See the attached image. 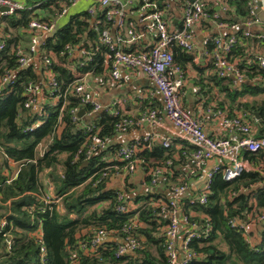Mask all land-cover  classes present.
I'll return each mask as SVG.
<instances>
[{
    "label": "trees",
    "instance_id": "1",
    "mask_svg": "<svg viewBox=\"0 0 264 264\" xmlns=\"http://www.w3.org/2000/svg\"><path fill=\"white\" fill-rule=\"evenodd\" d=\"M224 1L230 10L222 21L231 24L252 17V0ZM136 2L135 7L140 9L143 1ZM157 4L161 13L165 11V0H158ZM62 6V0H34L27 2L25 9L0 18V24H5L4 35H0V44H5L0 48V78L7 70L15 71L14 82L0 93V144L8 157L22 164L19 176L8 184L4 173L9 167L8 160H0V264H43L39 244L31 235L38 229L42 230L46 248L44 264H169L164 245L169 220L158 204L168 203L170 195L154 191L136 193L129 176L125 179L128 184L124 190L110 186L111 178L117 171L125 169L128 163L117 154L122 145L109 142L119 133L115 124L120 116L111 114L109 110L89 116L91 105L83 104L81 97L68 91L80 76L58 63H53L51 70L59 82L57 94L60 97L55 99L50 96L41 114L24 106L27 100L26 86L31 82L36 83L40 77L34 64L24 69L18 68L15 49L21 45V41L8 31L26 30L35 16L49 20L61 11ZM109 9L97 6L96 19L101 20V28L113 27L112 23L106 21ZM256 14L258 17L264 16L260 10ZM94 22L95 19L85 11L72 14L47 38V44L63 62L70 61L65 49L68 44L93 53L88 61L72 59L76 61L75 67L80 74L99 75L109 71L104 63L111 52L100 42ZM236 36L238 43L229 58L245 72L247 80L235 86L232 77H220L215 72L210 58L209 63L214 69L210 81L222 95L213 98V105L226 111L229 116L240 113L250 120L259 116V131L255 135L264 136V82L252 80L254 77H264V69L257 64H247L256 44L263 42L264 37L245 36L243 27L238 29ZM213 37L210 35V40L205 42L208 52L214 50ZM124 49L131 51L132 48L124 46ZM173 52L175 62L182 67L186 76L187 65L195 64V52H187L177 46ZM81 60L84 61L83 65H79ZM201 87L204 89L203 83ZM72 109L84 110L83 117L74 121ZM121 113L130 116L123 111ZM38 121H41L40 125L34 127ZM98 140H106L108 147L96 150L90 159L85 160L87 147ZM44 142L45 147L41 151L40 146ZM149 143L140 140L134 156L138 161L137 166L147 174L148 184H151V172L166 166L168 160H172V164L169 172L163 174L161 182L167 184L169 192L175 185L188 183L190 170L184 172L182 168L190 160L193 161L197 146L185 140L181 149H176L173 144L164 147L162 143ZM263 155V150H243L244 157L262 167ZM112 157L113 161L110 160ZM104 172L106 176L102 177ZM43 178L48 179L47 185L43 183ZM262 179L260 173L250 171L226 181L223 169H220L214 173L205 204L192 202L195 193H186L180 199L181 211L197 223L201 233L190 242L195 257L187 264H264V223L253 231L258 235L253 245L243 231L229 224L233 217L256 219L264 211ZM50 189L55 196L62 197L64 212H59L54 204L43 202L42 193ZM121 192L127 205L124 212L118 210V195ZM2 219L7 221L5 226H1ZM130 224L132 228L129 232L140 242V246L133 254L117 256L118 241L126 236L125 229ZM208 227L209 232L205 235L204 230ZM99 229L113 232V240L99 244L93 253H84L80 244H89ZM73 252L76 257H72Z\"/></svg>",
    "mask_w": 264,
    "mask_h": 264
},
{
    "label": "built area",
    "instance_id": "2",
    "mask_svg": "<svg viewBox=\"0 0 264 264\" xmlns=\"http://www.w3.org/2000/svg\"><path fill=\"white\" fill-rule=\"evenodd\" d=\"M63 6L61 11L49 20H43L40 17H33L27 29L30 32L29 46L24 49L18 46L15 49L16 61L19 69L27 68L33 64L42 66L45 78L40 82L29 83L25 88L27 100L24 103L27 109H36L41 114L44 110L46 101H43L42 95L54 96L55 99L60 97L57 94L59 90V82L56 75L51 70L53 63H58L69 69L74 75L80 76V79L74 81L70 87V92L81 97L83 104H89L92 110L89 116L94 115L102 110H109L111 114L120 116L119 122L115 124L118 132H127L134 126H140L145 122L161 124L163 118L172 122L180 129L184 140H190L197 146V150L193 153V167L191 174L195 175L204 169L205 162L216 159L218 162L206 172V181L201 190L197 193L192 202L198 201L205 204L208 200L210 186L214 173L223 169V177L226 181H231L240 176L243 172H258L262 175V184H264V167L253 163L251 160L243 156V150L252 152L264 151V136L256 137L259 131L260 117L254 116L252 120L245 114H237L229 116L228 113L216 105H209L206 112L218 116L220 119V128L223 131L222 136L213 137L209 135L202 120L193 115L184 104L183 87L185 84V72L180 65L175 62L173 49L175 46L181 47L187 52H195V41L193 35L194 26L204 19L210 20L217 27V32L212 38L214 50L207 53L213 60L215 72L220 77L230 76L234 79V85L239 86L243 81L247 80V75L241 70L236 62H232L229 58L231 51L238 43L236 32L240 27L244 28V35L251 36L249 27L255 23L262 22L257 16L258 7L250 3L252 17L241 23H226L222 21L230 10V6L224 0H185L180 8L179 25L172 26V17L166 11L158 10V0H142L141 6L142 21L147 22L149 27L156 33V42L149 48H135L131 51L124 49L125 44L136 42L139 40L138 35H132L126 38L122 34L113 35L112 27L101 28L100 19H96L97 6L109 7L106 15V21L116 25L118 28L125 25L128 10L135 6L136 0H62ZM213 1L216 8L210 6ZM87 3V12L95 19L94 29L100 37V42L106 45L111 54L105 59V66L108 67L110 75L114 81H119L122 77V69H134L144 72L154 83L158 92L163 96L165 101V109L160 110L156 107H149L146 111L141 112L138 116H126L121 113L118 107L119 100H113L108 105H103L97 101L92 90L84 82V78L90 73H77L75 63L61 61L53 48L47 44V38L52 36L61 26L60 20L68 14L69 10L80 3ZM6 6L8 9L1 11L0 18L9 16L15 12L25 9L27 4L24 0H0V8ZM224 30L230 32L224 33ZM205 42L210 40V36L205 37ZM1 42L0 48L4 47ZM69 58H73L78 53L80 58L91 60L93 53L86 48L66 45L65 47ZM84 61H80L79 65H83ZM60 62H62L60 64ZM247 64H257L264 69V53L254 52L253 56L247 60ZM15 78V71L7 70L0 78V93L4 87L12 84ZM264 82V77H254L252 79ZM73 120L81 119L79 109L71 110ZM41 121L36 122L33 126H39ZM144 142L152 143L150 137L142 139ZM139 141H134L126 145H122L117 154L122 160H126V172L133 173L137 169L138 161L134 159L137 153V145ZM164 147H170L169 139L162 142ZM106 140H98L92 142L85 152V160L90 159L96 150H103L108 147ZM82 152V151H80ZM264 156V155H263ZM8 160V168L5 169L7 176L6 182L9 184L15 180L22 168L20 162L8 157L5 149L0 144V160ZM172 160H168L166 166L155 168L151 172V184L157 186L164 173L169 172ZM106 172L103 173L104 177ZM47 178H43V183L47 185ZM188 184H179L173 186L170 192V200L161 206V212L168 217L169 223L165 230V252L167 254L169 264H187L195 257L190 248V242L193 238L200 236L197 223L190 220V217L183 213L180 209V199L187 193ZM43 202L46 204H54L59 212H64L62 197L55 196L51 189L42 193ZM120 202L118 210L124 212L127 205L124 203L125 195L121 192L118 195ZM135 223V222H134ZM261 223H264V211L258 218L241 219L233 217L229 220V224L233 228H237L245 234L248 242L253 245V231ZM7 224L6 219L1 220V226ZM132 225L126 226L125 234L118 242L117 256L133 254L140 246V242L129 232ZM205 235L209 232V227L204 230ZM39 244L40 260L44 264L46 256V248L43 241V233L41 229L31 233ZM106 240H113V232L105 229H99L95 232L89 244L81 243L80 249L88 254L95 252L97 246ZM72 257H76V253H72Z\"/></svg>",
    "mask_w": 264,
    "mask_h": 264
},
{
    "label": "crops",
    "instance_id": "3",
    "mask_svg": "<svg viewBox=\"0 0 264 264\" xmlns=\"http://www.w3.org/2000/svg\"><path fill=\"white\" fill-rule=\"evenodd\" d=\"M31 2L34 0H24ZM256 7L260 8L264 14V0H252ZM166 2V12H169L172 17V26H177L179 24L180 8L182 6V0H165ZM137 3V2H136ZM135 3V6L137 5ZM132 6L128 11V16L125 20V25L123 27H117L114 25L112 27L113 35L124 34L126 38L132 35H138L139 40L136 42L125 44L126 48H149L156 42V33L149 27L147 22L142 21L141 9ZM210 6L215 9L216 5L213 1L210 2ZM87 8V3L83 2L77 6L71 8L63 18L60 20V25H63L72 14L83 12ZM262 22L255 23L248 29L254 38L261 39L264 37V16L260 17ZM238 23H241L239 21ZM5 24H0V35H4ZM217 27L213 23L204 19L197 23L193 28L194 41L196 45L195 50V64H188L185 76V84L183 87L184 92V104L186 108L195 116L199 117L203 124L206 132L217 138L222 136L223 131L220 128V119L218 116L209 114L206 109L209 105L214 104L213 98L221 97L219 90L210 81L211 75L214 74V69L210 65L211 56L207 53L205 46V37L214 35L217 32ZM10 33L18 36L21 45L20 47L26 49L29 46L30 32L26 30H16L9 29ZM230 31L224 30V33H229ZM259 51L264 53V41L256 44L253 52ZM80 58L78 53H75L73 58H69L70 63L74 64L76 61L72 59ZM62 62H60L61 64ZM37 67L40 82L45 78L44 71L41 69L42 66L39 64H34ZM76 66V65H75ZM42 70V71H41ZM41 71V72H40ZM122 77L119 81H114L107 71L103 74L94 75L90 73L84 78V82L92 90L94 97L103 105L110 104L113 100L118 99V107L130 116H138L141 112L146 111L149 106L156 107L160 110L165 109V101L163 96L156 89L153 81L142 71L123 68ZM198 81V82H197ZM200 81V82H199ZM201 83L204 84V89L201 87ZM49 95H42L43 101L49 99ZM37 113L36 109H31ZM94 116V115H93ZM92 117V116H91ZM145 137H150L152 143L158 142L162 143L164 140L169 139L171 144L175 146L176 149H181L183 147L184 138L181 135L180 129L177 128L172 122L166 118H163L161 124H154L150 122H145L140 126H134L127 132H119L114 137H112L109 142L112 145H126L134 141H140ZM192 143L190 140H185ZM193 144V143H192ZM114 160V158H110ZM216 159L209 160L205 162L204 169L199 171L197 174H191L189 169L193 167V161L190 160L186 167H183L184 172H189L188 180V191L187 194L197 193L201 190L206 181V172L212 169V167L217 163ZM111 178L110 186L115 189L124 190L128 181L125 179L129 176V182L134 185L136 193L144 192H157L170 195L168 186L165 182L159 181L157 186L148 184L146 181L147 174L144 169L137 167L136 171L132 174L126 172L125 169L122 171H117ZM181 181V178L179 179ZM254 240L258 238L255 231L253 234Z\"/></svg>",
    "mask_w": 264,
    "mask_h": 264
},
{
    "label": "water",
    "instance_id": "4",
    "mask_svg": "<svg viewBox=\"0 0 264 264\" xmlns=\"http://www.w3.org/2000/svg\"><path fill=\"white\" fill-rule=\"evenodd\" d=\"M7 9H8V8H7L6 6H2V7L0 8L1 11L7 10ZM259 9H260V8H259ZM259 9H258V10H259ZM83 115H84V110H80V111H79V116H80V117H83Z\"/></svg>",
    "mask_w": 264,
    "mask_h": 264
},
{
    "label": "rangeland",
    "instance_id": "5",
    "mask_svg": "<svg viewBox=\"0 0 264 264\" xmlns=\"http://www.w3.org/2000/svg\"><path fill=\"white\" fill-rule=\"evenodd\" d=\"M44 147H45V142H44V143H42V145L40 146V148H41V151H43ZM240 264H243V263H240Z\"/></svg>",
    "mask_w": 264,
    "mask_h": 264
}]
</instances>
